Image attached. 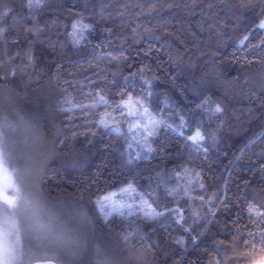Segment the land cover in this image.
Instances as JSON below:
<instances>
[{
    "label": "trees",
    "instance_id": "trees-1",
    "mask_svg": "<svg viewBox=\"0 0 264 264\" xmlns=\"http://www.w3.org/2000/svg\"><path fill=\"white\" fill-rule=\"evenodd\" d=\"M240 2L44 0L31 10L25 0H0V14L10 9L7 24L16 25L0 42V114L17 113L35 125L37 190L72 210L82 231L78 247L58 251L59 264H264V46L256 47L264 40L257 29L264 3ZM78 20L93 30L73 46ZM145 80L152 82L150 111L167 123L179 122L176 113L188 117L203 96L222 104L218 119L197 110L196 121L208 130L201 151L163 126L149 141L154 151L141 146L144 129L135 127L146 122L141 110L129 115L116 104L127 92L134 100L146 94ZM97 94L107 106L88 108ZM102 118L121 132L98 126ZM133 180L137 191L122 194ZM102 195L112 196L106 210L131 203L122 211L137 215L108 222L95 203ZM142 200H155L165 215L143 219Z\"/></svg>",
    "mask_w": 264,
    "mask_h": 264
},
{
    "label": "rangeland",
    "instance_id": "rangeland-1",
    "mask_svg": "<svg viewBox=\"0 0 264 264\" xmlns=\"http://www.w3.org/2000/svg\"><path fill=\"white\" fill-rule=\"evenodd\" d=\"M37 142L33 123L0 114V264H59L58 251L82 239L77 215L37 190Z\"/></svg>",
    "mask_w": 264,
    "mask_h": 264
},
{
    "label": "snow or ice",
    "instance_id": "snow-or-ice-1",
    "mask_svg": "<svg viewBox=\"0 0 264 264\" xmlns=\"http://www.w3.org/2000/svg\"><path fill=\"white\" fill-rule=\"evenodd\" d=\"M25 2H26V7L28 9L36 10L42 6L44 0H25ZM262 3H264V0H262ZM239 6L242 8L252 7L253 0H241ZM9 13H10V9H6L3 14H0V42H3V38L6 32L9 30V27L16 26L15 23L12 25L7 24L6 18L8 17ZM261 17L262 18L259 20L257 29L260 31H264V7H262L261 9ZM16 23H19V21H17ZM92 30H93V26L91 24H85L79 20L73 23L72 32L70 33L71 42L73 46H80L83 42L87 41V38H88L87 34L90 33ZM249 39H250L249 36L247 35L244 36L239 41V47L241 49L245 48L246 42H248ZM261 46H264V40H261V43L259 45H256V47H261ZM111 59L118 60V59H124V58L112 56ZM27 60H28V64H32L34 62V59L30 53L27 55ZM143 71L144 69H140L141 73H143ZM136 75H137L136 73H132L131 77H124V79L127 80L129 78H135ZM143 84L148 86L146 94L142 92L140 95V98L134 100L133 99L134 94L132 92H127L128 98L126 100L122 99L120 100L119 103L116 104L117 108L130 109L128 113L129 115L137 114V112L133 110L136 108V106H138V108L141 110L139 112V115L144 117L146 122L143 125H141L140 123H137L135 126L137 129L141 127H143L144 129V133H143L144 142L141 146L148 152L154 151L149 141L157 135L158 130L161 128V126H163V128L181 137L186 142H190L196 151L198 152L201 151L204 142L208 138V130L207 128L204 127L202 122L196 121L197 110H199L202 116L206 115L208 120H212L213 117L218 119L221 115H223V112H224V108L222 104L212 100L211 97L209 96H203V99H200L199 103L195 104L192 112L189 114L188 117H186L183 113H176V115L178 116L179 122L178 123L176 122L167 123L165 120L159 119L156 116H154L148 106L147 100H148V97L152 94L151 93L152 82L149 80H145ZM124 91L126 90L118 91L117 95H123ZM97 95H98V100H96V103L94 105L87 106L88 108H94L98 106L99 104H104L107 106V100L105 99V97L103 95H99V94ZM75 106L79 107L82 111L85 110L84 105H75ZM170 107L171 105L165 102L164 109L167 110ZM193 122H195L194 127H193ZM98 126L103 127L104 129H110L111 131L116 132L118 134L121 132V129L119 126H113L112 123L107 119L102 118L98 122ZM186 130H190V132H186ZM212 139H215V137L213 136ZM203 150L205 152L207 151L206 148ZM260 174L264 176V164H261L260 166ZM160 175H161L160 173H157V176H160ZM184 175L189 176L190 174L186 171ZM200 175L201 173L196 172L194 174V178L196 179V182L199 188L204 189L205 185L203 183H200L198 179ZM176 176L177 178H179L181 176V173L177 171ZM151 179L152 178L150 177L149 181ZM169 179H171V177H169ZM125 183L127 184V186L121 189L122 194L123 193H128V194L134 193L137 191V188L139 187L138 185H135L134 180L131 183L127 181ZM160 183L165 184L166 181L162 179ZM191 183H192V179H188L186 182L185 191H184L185 196L189 195V191L191 189L188 186L191 185ZM247 190H248V185L246 184L244 186V192H247ZM165 191L168 195H174L176 192V189L166 188ZM200 199L203 200V197H200ZM111 200H112L111 195H102L95 202L98 208V211L108 222H111V218H113L116 215L121 217L122 220L128 219V217L137 215L136 212L130 211L128 213V216L126 217L124 212L122 211L124 207L131 209L133 207L131 203L114 204L110 208V210H106ZM153 205H155L156 207H153ZM158 207H159V204L155 200H152L151 203H149L147 200H142L141 205L139 206V210H140V213L142 214L143 219L153 220L159 217H163L165 215V212L156 210V208ZM255 211H256L255 207L253 205H249V212L252 213ZM196 215L197 213L193 212V216H196ZM259 215H260V219L264 220V213H261ZM132 223H135V221H132ZM177 223H179V220H177ZM136 231H138V229ZM131 235H133V233L129 232L125 234L124 238L128 239V237Z\"/></svg>",
    "mask_w": 264,
    "mask_h": 264
}]
</instances>
